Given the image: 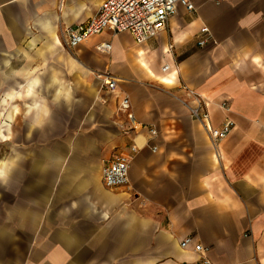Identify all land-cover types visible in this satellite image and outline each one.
<instances>
[{
    "label": "crops",
    "instance_id": "crops-1",
    "mask_svg": "<svg viewBox=\"0 0 264 264\" xmlns=\"http://www.w3.org/2000/svg\"><path fill=\"white\" fill-rule=\"evenodd\" d=\"M101 1L0 0V264H264V0H190L143 43L103 31L65 48ZM181 85L211 125L233 122L225 139L189 117ZM130 143L129 187H105L103 160Z\"/></svg>",
    "mask_w": 264,
    "mask_h": 264
},
{
    "label": "built area",
    "instance_id": "built-area-1",
    "mask_svg": "<svg viewBox=\"0 0 264 264\" xmlns=\"http://www.w3.org/2000/svg\"><path fill=\"white\" fill-rule=\"evenodd\" d=\"M220 3L222 0H214ZM183 6L187 11L194 9L190 0H102L96 11L84 23H77L68 26L64 30L63 45L68 50H73L90 37L109 31L112 34L128 32L136 43L154 37L165 29L169 18L176 13L178 6ZM210 38L207 27L199 31L198 45L204 46ZM97 50L108 52L111 48L109 42H102L96 46ZM163 70L167 69L165 65ZM101 78L103 86L107 90H113L117 80L109 74L97 75ZM183 98L181 104L187 110L189 117L198 122L210 140L214 143L225 139L232 131L234 125L231 120L226 119L218 126L210 123V115L207 110V103L201 95L186 85H181ZM221 107L228 109V103H221ZM117 113L125 117L129 124V130L135 132L141 128L136 121L131 101L128 96L123 95L118 100ZM152 137L157 135L155 129H149ZM155 151L156 147L152 146ZM138 148L134 143L127 146V150L118 148L110 158L103 160L101 166V180L105 187L117 189L128 188V170L133 156ZM182 249L192 248L202 254L205 248L200 243H195L194 237L188 236L180 241ZM196 264H213L209 259L203 257Z\"/></svg>",
    "mask_w": 264,
    "mask_h": 264
},
{
    "label": "rangeland",
    "instance_id": "rangeland-1",
    "mask_svg": "<svg viewBox=\"0 0 264 264\" xmlns=\"http://www.w3.org/2000/svg\"><path fill=\"white\" fill-rule=\"evenodd\" d=\"M10 138L12 137V135H8ZM11 141V140H10ZM11 147V144L8 143L6 144V146H1L0 145V155L2 156V154H4V156H10V154L12 153V149L10 148ZM10 148V149H9ZM2 153V154H1ZM105 158V156L103 158H101V161ZM127 188L125 187H120L119 189L117 190H126Z\"/></svg>",
    "mask_w": 264,
    "mask_h": 264
}]
</instances>
